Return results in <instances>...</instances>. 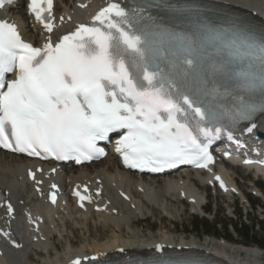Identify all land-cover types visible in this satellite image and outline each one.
<instances>
[{"label":"snow or ice","instance_id":"6c2138e0","mask_svg":"<svg viewBox=\"0 0 264 264\" xmlns=\"http://www.w3.org/2000/svg\"><path fill=\"white\" fill-rule=\"evenodd\" d=\"M19 4L0 0V9ZM26 6L51 33L53 0ZM94 20L101 27L81 25L42 47L0 20V148L81 164L106 155L97 141L122 132L115 151L125 165L161 171L207 167L215 139L227 131L232 140L241 121L249 133L257 127L264 115V27L217 23L182 0H148L131 12L113 3ZM257 96L260 102H251ZM6 210L13 213V205ZM134 264L195 262L160 257Z\"/></svg>","mask_w":264,"mask_h":264},{"label":"bare ground","instance_id":"6f19581e","mask_svg":"<svg viewBox=\"0 0 264 264\" xmlns=\"http://www.w3.org/2000/svg\"><path fill=\"white\" fill-rule=\"evenodd\" d=\"M96 1L99 0H56L57 21L63 17L62 26L73 27L84 19L89 8L93 7ZM210 1L264 18V0ZM86 5L88 7H84ZM1 15L18 24L28 40L40 42L39 26L26 15L22 3ZM66 18H71L72 21H67ZM257 130L264 132V117L257 123L255 131ZM253 136H250V141L254 148L264 150V139L257 140ZM23 162L19 157L0 151V187L6 194L5 201L11 203L14 209L13 213L9 214L6 207H0V264H65L69 259L68 256L73 252L82 254L92 252L100 256L104 253H116L120 247L130 251H143L156 245H162L163 248L194 249L210 256L220 257L228 264H262L263 262L259 259L263 249L257 246H242L237 243L228 246L221 239L207 238L201 242L186 239L183 236L176 239L167 229H161L155 234L150 233L146 236L144 230L136 225V219L146 218L148 215L157 217L166 214L175 217L182 210L178 203L182 201L181 198H186L188 195L194 200L191 210L202 211L203 207L200 208L199 204L203 201L206 190L195 183V180L201 176L198 172L187 173L186 177L181 173L164 178L138 176L121 171L118 161L112 156L81 168L66 167V176L61 179L63 185L79 182L92 185L97 194L98 206L102 208V211L95 212L86 219L76 214L75 210L70 211L69 207L64 212H57L55 220L48 221L42 215L47 211L44 208L43 196L45 186L39 187L37 180L28 181L22 176ZM225 175L232 182L235 180L230 168ZM230 192L231 189L226 194L228 197ZM123 193L129 195V199H121L119 196ZM67 219L71 220L75 227H81L88 233H90L91 224L97 227L102 226V230L91 240L88 237L85 238L81 246L75 242L77 246L73 249L64 248L62 252L56 251L53 257L42 259L41 262L28 260L29 252L33 249L48 248L49 241L46 242V239L53 232L58 231L61 237L66 232L65 242L67 243L73 235L72 230L68 229ZM32 220L42 227L34 229L31 225ZM104 231H109L110 235H105ZM5 233L9 235L5 236ZM13 240L20 245V248L11 250L12 246H15L12 243ZM68 242L74 246V240L70 239Z\"/></svg>","mask_w":264,"mask_h":264},{"label":"rangeland","instance_id":"374dc122","mask_svg":"<svg viewBox=\"0 0 264 264\" xmlns=\"http://www.w3.org/2000/svg\"><path fill=\"white\" fill-rule=\"evenodd\" d=\"M234 175H237L239 178L237 179V182L239 183L242 190L247 193V191H250V185L252 184L251 181L248 179H245V172L241 170H234ZM251 180L253 178L249 177ZM258 187L262 190L264 193V182H257L256 183ZM209 199L212 200L211 204L212 207H210V214H208V218H205L204 216H196L190 213V211L187 209L188 207L185 205L183 206V203H178L181 210V215L178 214L175 217L167 218L164 216H157L146 219L145 221H140V223H136L138 227H141L144 230V234L148 236L150 233H157L161 229H167L169 232L172 233V235L175 236L176 239H179L183 236L184 233H186L187 237L192 238L195 236V238L198 239V236H201L200 233L204 232L203 236L200 237L201 241H205L209 237V240H213L215 235H207L205 234V231H212V233H218V235H221L225 237L228 235V230L234 234V228L233 225H238L240 222L244 223L248 228H250L253 225V237L259 241L260 244H262L261 247L264 248V201L256 200L257 204L255 207L253 205L248 206L246 203H238L231 205V209H229L228 205L229 201L224 198H216L213 194V192H207ZM257 198V197H255ZM241 207V215L239 214V208ZM233 211V214H232ZM208 219V221L203 220ZM137 220V219H136ZM214 222H219V230H214ZM197 223H201V232H196V226ZM140 224V225H139ZM150 228H153V232H150ZM70 230H72L71 236H73V239L77 244H81L84 242L85 238H89L91 240L94 237H97V234H99L102 230V226H95L94 224H91L90 226V233L86 232L85 229L81 227H75L74 225L71 227L69 226ZM239 229V228H238ZM215 231V232H214ZM105 232V231H104ZM187 232H191V234H187ZM243 233L246 232V229L242 230ZM105 235H110L109 231L105 232ZM87 235V236H86ZM89 235V236H88ZM239 235V234H238ZM237 234H234L232 237V240L234 242L240 243L239 245L243 244V242L247 241L245 238H240ZM220 239V238H219ZM218 240V239H217ZM236 244V243H234ZM64 243L61 244V248L63 249ZM244 246V245H242ZM253 246V245H251ZM260 248V247H259Z\"/></svg>","mask_w":264,"mask_h":264},{"label":"trees","instance_id":"16d2710c","mask_svg":"<svg viewBox=\"0 0 264 264\" xmlns=\"http://www.w3.org/2000/svg\"><path fill=\"white\" fill-rule=\"evenodd\" d=\"M197 228H198V229L201 228V224H200V225L197 224ZM245 229L247 230V233H245V235H246V236H250V233H251V232H248V228H247V227H245ZM250 239H251V241H253V242L256 241V240L253 239L251 236H250Z\"/></svg>","mask_w":264,"mask_h":264},{"label":"water","instance_id":"95a60500","mask_svg":"<svg viewBox=\"0 0 264 264\" xmlns=\"http://www.w3.org/2000/svg\"><path fill=\"white\" fill-rule=\"evenodd\" d=\"M261 135H263V134H261Z\"/></svg>","mask_w":264,"mask_h":264}]
</instances>
